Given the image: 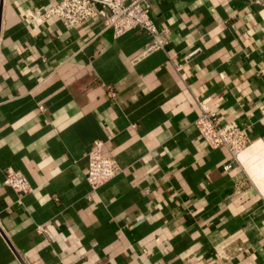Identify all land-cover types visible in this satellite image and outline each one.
Returning a JSON list of instances; mask_svg holds the SVG:
<instances>
[{
	"label": "crops",
	"instance_id": "crops-1",
	"mask_svg": "<svg viewBox=\"0 0 264 264\" xmlns=\"http://www.w3.org/2000/svg\"><path fill=\"white\" fill-rule=\"evenodd\" d=\"M54 1L0 0V264H264V0H150L155 49L98 15L35 23ZM198 101L248 124L226 170ZM94 139L120 169L91 188Z\"/></svg>",
	"mask_w": 264,
	"mask_h": 264
},
{
	"label": "built area",
	"instance_id": "built-area-1",
	"mask_svg": "<svg viewBox=\"0 0 264 264\" xmlns=\"http://www.w3.org/2000/svg\"><path fill=\"white\" fill-rule=\"evenodd\" d=\"M150 0H55L51 4L39 6L33 13L35 23H41L51 17L60 19L65 25L72 26L93 16L98 15L105 27L109 28L113 36H118L127 30L139 26L148 32L152 39L147 49L164 48L169 40V30L159 27L149 13ZM196 46L188 50L185 57H190L200 50ZM179 69L180 64L174 62ZM201 112L194 124L204 144L211 147L224 146L230 159L223 163V169L231 167L239 152L249 141L248 124L227 122L220 124L216 111L198 101ZM42 108V106L40 105ZM264 114V99L259 104ZM87 169L86 180L91 188H96L115 175L120 167L116 160L105 153L104 141L94 139L86 152ZM3 182L19 195L31 190L26 175L19 169L8 167L5 170ZM18 202L20 199L17 198ZM39 231L52 235L44 224H37ZM242 246L238 250H242Z\"/></svg>",
	"mask_w": 264,
	"mask_h": 264
}]
</instances>
